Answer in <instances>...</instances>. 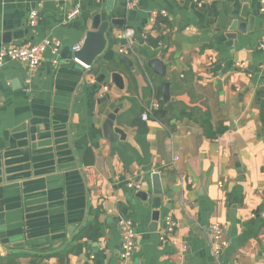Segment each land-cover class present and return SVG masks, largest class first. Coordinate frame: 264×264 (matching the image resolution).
Segmentation results:
<instances>
[{"label":"crops","instance_id":"1","mask_svg":"<svg viewBox=\"0 0 264 264\" xmlns=\"http://www.w3.org/2000/svg\"><path fill=\"white\" fill-rule=\"evenodd\" d=\"M70 8L0 0L5 45L61 42L56 66L46 52L33 72L16 61L0 67V264H126L121 220L136 231L133 264H264L259 0H82L67 21ZM161 10L166 16L152 21ZM95 15L108 23L106 45L84 69L72 47L84 42ZM234 20L250 30L230 46L216 42L215 32ZM124 29L134 33L130 64L120 62ZM159 37L156 48L147 45ZM151 59L165 66L164 79L148 68ZM157 90L161 121H143ZM111 115L121 131L112 140L104 131ZM92 222L97 234L81 239Z\"/></svg>","mask_w":264,"mask_h":264},{"label":"built area","instance_id":"2","mask_svg":"<svg viewBox=\"0 0 264 264\" xmlns=\"http://www.w3.org/2000/svg\"><path fill=\"white\" fill-rule=\"evenodd\" d=\"M82 0H57L62 4L71 5V8L66 11V20L71 21L76 19L80 14V2ZM196 1V0H193ZM259 12L264 14V0H259ZM166 16L165 11L153 12L151 15V20L153 21L157 15ZM37 12L31 11L28 17V26L30 28H34L37 20ZM134 33L131 29H124L121 32L120 37L127 42V46L120 50V54L123 56L133 55L135 56V50L132 46V39ZM83 43H79L72 47V52L76 53L80 51ZM259 49L264 52V39L259 44ZM61 51V42L58 39H49L45 38L41 42L34 45H4L0 47V67L8 61H16L21 62L29 68L31 72L35 71L41 64L43 55L48 52L51 56L50 63L53 66L59 64V55ZM73 62L82 66L84 69H89L88 65H85L76 57L73 58ZM1 106V100H0ZM160 108V103L156 99L154 93L152 98L145 109V111L141 115V119L143 121L149 120L153 116V112L157 111ZM177 160L176 157L173 159V164ZM175 223L168 218L167 221V230L169 233L173 232V228L175 227ZM118 229L121 237V245H120V260L122 263L133 264V254L136 245V231L129 220H121L118 222ZM214 229L219 230L217 227ZM215 244L213 245L214 255H219L222 250V243L219 241V234L215 238Z\"/></svg>","mask_w":264,"mask_h":264},{"label":"water","instance_id":"3","mask_svg":"<svg viewBox=\"0 0 264 264\" xmlns=\"http://www.w3.org/2000/svg\"><path fill=\"white\" fill-rule=\"evenodd\" d=\"M244 3H246V0H243ZM247 8H244V12L242 13L241 17L246 16V10ZM252 17H249L248 21L251 22ZM111 24H115L114 21L111 22ZM246 27V26H245ZM108 29V23L104 22L100 24V17L98 15L94 16L91 31H89L86 34V38L83 42V45L80 49V51L75 53V57L80 60L85 65H92L93 62L96 60V58L101 55V53L104 50V47L106 45V39H105V33ZM246 30H250V28H243V25L238 22V20H234L229 26H227L223 31L218 30L214 34V40L216 42L225 43L227 46H230L232 42L236 39V33H244ZM10 36L8 34H3L0 36V46L9 44L10 43ZM120 62L122 63H129V60L122 56L120 58ZM148 68L152 69L153 72L159 76L161 79L165 78L166 75V68L165 66L158 60V59H151L148 61ZM113 80L118 79V75L114 74L112 76ZM168 86L169 84L164 82L161 85L162 90V100L164 103H167L169 101L168 96ZM113 122H114V116L111 115L108 117L107 121L104 124V131L106 132L107 138L110 140L113 139V134H121V131L117 128H113ZM152 182H153V194L155 196H160L162 194V191L160 189V183H159V177L157 174H153L152 176ZM158 202V200H156ZM156 208V206L154 207ZM158 212H153L152 214V220L157 221L158 219Z\"/></svg>","mask_w":264,"mask_h":264},{"label":"trees","instance_id":"4","mask_svg":"<svg viewBox=\"0 0 264 264\" xmlns=\"http://www.w3.org/2000/svg\"><path fill=\"white\" fill-rule=\"evenodd\" d=\"M161 44V38H157V39H151V38H148V41H147V45L149 47H152V48H156L158 45ZM156 98L158 99L159 98V91L157 90L156 94H155ZM163 114V109H161V103H160V108L153 112V116L152 118L150 119H154L155 121H161V115ZM95 227V222H92L89 224V226H86L84 229H83V232H81L80 234V238L81 237H88V234L91 233V231L93 230H90L91 228L93 229ZM94 235L97 234V228L93 231ZM92 236H90L89 238H91ZM79 239V238H77ZM82 239V238H81Z\"/></svg>","mask_w":264,"mask_h":264}]
</instances>
